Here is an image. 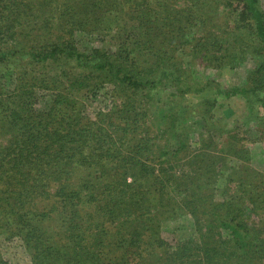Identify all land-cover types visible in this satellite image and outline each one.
Segmentation results:
<instances>
[{
    "label": "trees",
    "instance_id": "1",
    "mask_svg": "<svg viewBox=\"0 0 264 264\" xmlns=\"http://www.w3.org/2000/svg\"><path fill=\"white\" fill-rule=\"evenodd\" d=\"M237 104L264 111V0H0V264H264Z\"/></svg>",
    "mask_w": 264,
    "mask_h": 264
},
{
    "label": "rangeland",
    "instance_id": "2",
    "mask_svg": "<svg viewBox=\"0 0 264 264\" xmlns=\"http://www.w3.org/2000/svg\"><path fill=\"white\" fill-rule=\"evenodd\" d=\"M89 40V39H88ZM87 40V41H88ZM91 45L93 46H102L100 41H97V39H92ZM185 59V57L183 58ZM255 64L249 61L246 65H243L239 67L235 71H228V70H221L219 72L210 71L209 76H213L215 79L219 81V83L222 84L223 87H233L238 85L240 82H243L245 79L247 73L255 68ZM108 87H104L103 90H100L96 95H92L90 98V101L87 104V112L88 114L92 115L93 112L97 111L101 108H106L109 106V93H108ZM209 94H204L200 96L193 97L191 99H188V102H199L205 98H207ZM237 101V100H236ZM235 105V104H234ZM233 112L227 116L228 122L232 124L237 123L238 127L241 126L242 130L245 129V136L248 139H251L250 142L244 143L246 146L249 147L251 150V158L252 163L250 162V165L254 172H257V174L264 173V142L260 143H252L255 137L257 138L259 135L256 131H253V128H255V125L264 122V111L260 107H255L254 110L249 111L245 109L242 105L237 104L233 109ZM245 125V126H244ZM242 131V132H243ZM243 145V144H242ZM249 163V162H248ZM221 194V190L217 189L216 195ZM189 225L190 223L188 221L183 222L182 225H180L179 233L181 235H188L189 233ZM8 249L4 250L6 259L11 260H19L21 254H17L16 248L10 249V247H7ZM21 260L25 261L26 258L22 257Z\"/></svg>",
    "mask_w": 264,
    "mask_h": 264
}]
</instances>
